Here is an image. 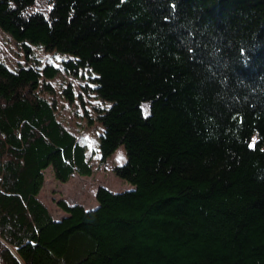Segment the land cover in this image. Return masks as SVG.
I'll use <instances>...</instances> for the list:
<instances>
[{
	"label": "trees",
	"instance_id": "trees-1",
	"mask_svg": "<svg viewBox=\"0 0 264 264\" xmlns=\"http://www.w3.org/2000/svg\"><path fill=\"white\" fill-rule=\"evenodd\" d=\"M0 29L26 59L66 57L0 58V264H264V0H0ZM61 68L86 78L63 94L100 102L101 164L124 146L134 189L61 200L57 220L45 171L93 173L48 97Z\"/></svg>",
	"mask_w": 264,
	"mask_h": 264
},
{
	"label": "rangeland",
	"instance_id": "rangeland-1",
	"mask_svg": "<svg viewBox=\"0 0 264 264\" xmlns=\"http://www.w3.org/2000/svg\"><path fill=\"white\" fill-rule=\"evenodd\" d=\"M31 59H26L25 52L18 42H15L7 33L0 29V58L11 67L39 65L44 68L47 65L60 67L66 58L57 52H47L38 46L31 47ZM84 77H74L67 74L62 68L58 74L48 80L53 86V93L49 94L57 104V116L62 123L72 131L79 141L86 147L87 157L91 161L93 173L91 176L74 175L67 183L58 180L52 167L45 171L44 187L39 194V199L47 206L52 216L59 220L67 215L59 206L58 202L66 201L69 205H81L86 209H94L99 203L96 198L98 188L103 186L112 192H123L134 189V186L116 175L114 168L123 165L127 161V153L124 146L117 149L115 154L105 164L100 159V136L103 127L98 121L91 124L85 115L84 105L92 117L95 116L93 107L100 105L95 98L85 96V104L79 97L69 101L65 98L63 90L71 84L76 93L83 90L87 80ZM75 93V94H76Z\"/></svg>",
	"mask_w": 264,
	"mask_h": 264
}]
</instances>
